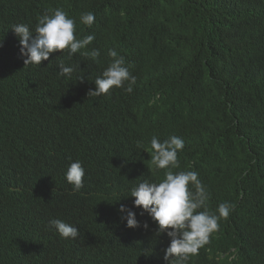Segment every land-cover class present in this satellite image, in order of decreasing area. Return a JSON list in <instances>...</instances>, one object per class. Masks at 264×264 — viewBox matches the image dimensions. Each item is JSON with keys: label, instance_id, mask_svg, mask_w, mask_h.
<instances>
[{"label": "trees", "instance_id": "trees-1", "mask_svg": "<svg viewBox=\"0 0 264 264\" xmlns=\"http://www.w3.org/2000/svg\"><path fill=\"white\" fill-rule=\"evenodd\" d=\"M55 7L77 19L84 12L95 15L90 27L79 22L77 29L80 36H95L88 51L100 50L98 63L87 61V78L108 64V50L114 49L129 61L137 81L131 93L116 90L96 107L90 103L82 108L85 99L73 107L68 105L71 91L64 95L68 78L58 73L51 78L41 76L30 90L22 88L23 77L15 79L12 100L28 115L12 125L13 141L66 122L84 124L89 136L92 128L102 129L97 111L107 121L113 111L115 127L106 126L113 133L104 145H93L77 155L87 168L83 193L67 191L62 174L68 161L62 155L51 156L50 145L38 150L34 146L15 150L12 145L19 167L34 170L38 151L43 162L50 161L51 173L36 175L31 183L21 176L18 182L24 189L17 194L9 189L15 183L12 171L0 161V237L8 233L11 203L13 216L29 201L37 202L49 219L67 217L72 222L89 194L117 199L129 183L124 174L119 177L115 171L117 164H128L125 147L134 142L142 145L149 135L163 141L168 133L178 132L189 145L198 172L224 171L215 200L225 199L224 194L242 195L240 201L234 200L233 220L223 225L222 236H233L239 244V227L246 228L261 250L252 258L245 254L240 264H264V228L255 231L245 220L255 219L264 226V0H0V17L8 15L13 22L27 13L34 30L36 19ZM78 58L74 61L79 62ZM74 61L69 66L76 65ZM16 64L12 57L13 74L26 69ZM3 73L0 61V75ZM76 74L82 75V71L77 69L71 79ZM107 158L113 165L98 167ZM147 168L140 164L139 171ZM15 240L12 233L4 242ZM105 241L102 230L87 237L84 246L98 252ZM37 248L44 253L40 264H48L51 257L50 262L58 258L56 264H64L58 242L38 241ZM112 249L113 261L124 264L125 254ZM6 256V246L0 243V264H10L5 262ZM205 262L222 264L214 253L206 254Z\"/></svg>", "mask_w": 264, "mask_h": 264}, {"label": "clouds", "instance_id": "clouds-1", "mask_svg": "<svg viewBox=\"0 0 264 264\" xmlns=\"http://www.w3.org/2000/svg\"><path fill=\"white\" fill-rule=\"evenodd\" d=\"M94 21L93 12H84L77 19L61 7L40 15L34 30L27 24L13 25L8 15L0 17V61L4 63V73L0 75V161L8 172L12 171L15 183L9 186L11 192L18 194L24 189L18 182L21 176L31 183L36 175L51 173L50 161L43 162L38 151L34 170L19 167L12 145L15 150L31 146L38 150L42 145H50L51 156L62 155L68 161L62 174L67 191L83 193L87 168L78 153L93 145H104L112 137L113 131L105 129L107 125L115 127L113 111L108 121L104 113L97 111L102 129L92 128L89 136L77 123L66 122L42 134L12 140V125L28 115L15 99L12 100V83L19 76L23 77L25 90L35 88L41 76L51 78L58 73L68 78L64 95L71 91L67 97L71 107L82 99L86 100L82 108L90 103L96 107L103 103V97L116 90L133 91L137 81L135 71L114 49L108 50V64L98 74L86 77L87 61L98 63L100 50L87 49L95 39L93 34L80 39L76 36H80L77 35L79 22L90 27ZM77 56L79 62L74 61ZM12 57L26 68L23 72L12 73ZM72 61L82 68L79 69L82 75L76 74L71 79L78 68L69 66ZM125 150L128 164L124 167L117 164L115 170L117 176L124 174L129 181L123 194L117 199L89 194L78 206L79 215L72 217V222L67 221L70 219L67 217L46 219L39 204L29 201L18 207L13 216L12 203L9 204L8 233L0 237V243L6 246L5 262L40 264L44 253L38 252V241L58 242L63 249L64 264H121L113 261L112 248L125 254L124 264H206L205 255L209 253H214L222 264H240L245 254L252 258L255 251L261 250L246 228L239 227V244L234 242L233 236H222L223 225L232 223L234 200L240 201L242 195L224 194L225 199L215 200L214 192L217 184H222L224 171L198 172L190 158L189 145L178 132L168 133L163 141L155 134L149 135L142 145L134 142ZM111 160L101 161L98 167L112 166ZM140 164H147L148 168L139 171ZM239 211L244 215L243 207ZM12 217L17 221L12 222ZM245 220L255 231L264 228L255 219L246 217ZM102 230L106 241L101 250L86 249V238ZM12 233L17 240L12 244L4 242ZM50 259L48 264H56L58 258L52 262Z\"/></svg>", "mask_w": 264, "mask_h": 264}, {"label": "water", "instance_id": "water-1", "mask_svg": "<svg viewBox=\"0 0 264 264\" xmlns=\"http://www.w3.org/2000/svg\"><path fill=\"white\" fill-rule=\"evenodd\" d=\"M26 15L27 16H20L19 18L13 20L12 24L14 25V24H18L19 23V24H27V25H30L31 26V24H32L31 23V20L32 19H31V17H30L29 14L26 13ZM12 46H13V44H12ZM81 126H82V128H84V124H81ZM60 137H62V139H60V140H63L64 137L62 135H60ZM49 153H53V151L50 149ZM46 219H48V217H46ZM16 221H17V219L15 217H12V222H16Z\"/></svg>", "mask_w": 264, "mask_h": 264}, {"label": "bare ground", "instance_id": "bare-ground-1", "mask_svg": "<svg viewBox=\"0 0 264 264\" xmlns=\"http://www.w3.org/2000/svg\"><path fill=\"white\" fill-rule=\"evenodd\" d=\"M81 33H78L77 35H80ZM78 39H80V38H82V36H76ZM90 47V46H89ZM92 47V46H91ZM73 66H78V65H73ZM77 69H81L82 70V68L80 67V66H78V68ZM34 92H36L37 93V91H34ZM33 92V93H34ZM45 123H47V122H45ZM92 132H90L89 134H91ZM46 136H49V134H46ZM45 136V137H46ZM74 140H75V138H74ZM45 250V249H44Z\"/></svg>", "mask_w": 264, "mask_h": 264}]
</instances>
